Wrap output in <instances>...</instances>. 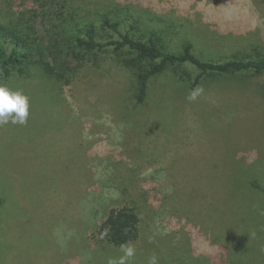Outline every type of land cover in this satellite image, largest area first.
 <instances>
[{
	"label": "rangeland",
	"instance_id": "1",
	"mask_svg": "<svg viewBox=\"0 0 264 264\" xmlns=\"http://www.w3.org/2000/svg\"><path fill=\"white\" fill-rule=\"evenodd\" d=\"M73 2L84 17L109 11L122 30L135 24L144 40L159 25L165 48L191 47L206 60L264 48V0ZM213 77L190 100L195 90L170 68L151 81L143 106L130 94L131 74L110 57L85 64L58 103L35 77L0 81L29 100L25 125H0V264H119L127 247L134 254L125 264L152 256L158 264H264V194L248 184H264V96ZM243 162L236 191L231 172ZM124 204L142 210L139 238L123 247L93 242L105 211Z\"/></svg>",
	"mask_w": 264,
	"mask_h": 264
},
{
	"label": "trees",
	"instance_id": "2",
	"mask_svg": "<svg viewBox=\"0 0 264 264\" xmlns=\"http://www.w3.org/2000/svg\"><path fill=\"white\" fill-rule=\"evenodd\" d=\"M78 8L73 0H0V81H10L13 75L23 79L35 77L45 86L46 94L53 96L47 99L58 103L66 86L77 79L85 64L97 66L110 57L131 74L129 90L137 106L148 102L151 81L170 68L174 79L184 86L187 83L185 87L189 90L198 89L203 80L212 75L264 96V48H256L253 54L243 58L223 62L206 60L191 47L181 52L165 48L159 43V35L164 33L159 25H155L144 40L132 34L135 24L122 30L121 20L111 16L109 11L93 19L84 17ZM169 26L177 27L176 24ZM104 30L115 37L100 39ZM184 65L193 66L199 72L192 77L179 69ZM258 145L264 152V134ZM245 165L247 163L243 162L232 169L236 191L244 184ZM127 182L120 184L123 185L120 188L131 192L135 182ZM248 184L255 193L264 194V184L258 178L249 179ZM238 194L242 196V192ZM3 202L0 196V207ZM133 204L106 210L105 219L91 234L95 238L93 242L123 247L136 241L143 214Z\"/></svg>",
	"mask_w": 264,
	"mask_h": 264
},
{
	"label": "clouds",
	"instance_id": "3",
	"mask_svg": "<svg viewBox=\"0 0 264 264\" xmlns=\"http://www.w3.org/2000/svg\"><path fill=\"white\" fill-rule=\"evenodd\" d=\"M200 90H195L189 94L188 99L195 100ZM29 116L28 97L19 90H13L8 85L0 83V125L13 124L25 125ZM124 257L119 260V264H125V258H130L134 254L131 247L122 248ZM116 264V262H113ZM149 264H158V258L152 256Z\"/></svg>",
	"mask_w": 264,
	"mask_h": 264
}]
</instances>
